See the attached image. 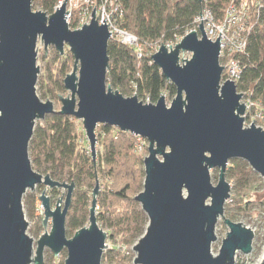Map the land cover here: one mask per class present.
Wrapping results in <instances>:
<instances>
[{
  "label": "water",
  "instance_id": "water-1",
  "mask_svg": "<svg viewBox=\"0 0 264 264\" xmlns=\"http://www.w3.org/2000/svg\"><path fill=\"white\" fill-rule=\"evenodd\" d=\"M31 2L0 0V264H43L45 248L53 255L65 249L64 264H101L106 247L107 233L96 217L98 179L88 225L67 238L65 218L74 184L32 168L28 144L35 122L56 112L53 102L36 92L38 38L45 54L48 46L62 53L66 45L73 56L72 71L63 79L69 95L57 94V112L81 120L93 162L98 125L139 135L148 143L142 190L134 197L148 223L132 247L133 264H235L237 251L248 254L252 230L222 216L230 197L225 171L229 160L240 159L264 178V129L254 123L244 126L242 93L233 81L220 84L219 36L215 41L205 36L200 16V36L191 30L173 48L160 44L150 58L174 85L175 95L168 104L163 94L146 103L106 83L110 33L94 18V7L88 24L70 29L65 0L49 15L32 11ZM184 52L190 57L179 63ZM211 169L218 170L215 185ZM38 184L66 193L63 204L57 198L53 209L44 189L38 196L42 226L50 219L51 228L34 246L26 232L22 197ZM220 216L228 232L213 255Z\"/></svg>",
  "mask_w": 264,
  "mask_h": 264
},
{
  "label": "trees",
  "instance_id": "trees-1",
  "mask_svg": "<svg viewBox=\"0 0 264 264\" xmlns=\"http://www.w3.org/2000/svg\"><path fill=\"white\" fill-rule=\"evenodd\" d=\"M56 1L32 0L31 3L49 14L53 12ZM115 1L122 13L119 26L137 37L142 50L138 56L134 47L109 40L106 83L123 96L135 93L138 100L155 103L163 92L173 97L175 87L152 62V52L158 44H167L183 36L192 26L194 17L204 8L209 9L216 20L221 19L224 8L232 0ZM52 50L55 60L61 59V63L56 68H49L42 77L39 76L36 85L41 99L55 100L57 93L65 90L64 61L73 58L69 50L65 55ZM237 59L242 67L237 89L247 91L251 100L261 103L264 111V7L254 21V30L249 35L244 52L237 55ZM55 110L35 122L28 144L32 168L41 174H49L54 180L74 184L65 218L66 227L73 231L88 223L90 193L96 178L107 181L108 185L103 190L99 189L96 205L100 201L103 207L109 206L96 212L97 222L106 230L108 241L115 242L118 237L120 242L116 247L103 250L101 264H133L131 260H125V253L120 248L130 247L139 239L148 219L134 198L142 189L144 169L142 158L132 150L131 134L113 126L99 125L97 137L101 150L93 162L79 121ZM231 163L232 166L226 168L225 177L233 180L238 194L247 195L258 176L243 160L234 159ZM110 183L114 188H110ZM23 200L33 208L34 196L25 195ZM111 200L119 206L110 204ZM249 203H244L242 209L246 205L250 208ZM258 207L264 211V199L258 203ZM32 233L35 231L32 230Z\"/></svg>",
  "mask_w": 264,
  "mask_h": 264
},
{
  "label": "rangeland",
  "instance_id": "rangeland-1",
  "mask_svg": "<svg viewBox=\"0 0 264 264\" xmlns=\"http://www.w3.org/2000/svg\"><path fill=\"white\" fill-rule=\"evenodd\" d=\"M31 9H32V11H37V10L42 11L39 7L33 6L32 3H31ZM49 14L46 13V15H49ZM159 45L160 44H158V46ZM165 45L167 46V44H165ZM52 49L56 50L54 47L48 46L46 49V54H45V51L43 48V43L38 38V40L36 42V52H37L36 64L39 67V73L37 75V80L39 79V76L42 77L43 74L46 73L47 70H49V68H56V66L61 63V59L55 60V56H54ZM67 50H69V49L65 45L61 55H65L67 53ZM69 53H70V51H69ZM70 55H71V53H70ZM189 57H190L189 52L180 53V62L179 63H181V61H182L181 59H187ZM70 59L67 58L64 61L66 64L65 74H68L72 71L73 58L71 60ZM63 77H65V76H63ZM36 83H37V81H36ZM36 92H37V85H36ZM37 94H38V92H37ZM57 94H59L62 97H66L69 95V92L67 90H64L62 92H58ZM133 94L134 93H132L131 95H133ZM162 94L165 96L166 104H168L172 97L170 98L168 96L167 92H163ZM131 95H129V96H131ZM125 97H127V96H125ZM42 100L45 101L46 98H43ZM47 100H51L53 102L55 109H60L61 104L59 102V96L58 95H57V98L55 100L53 98L52 99L47 98ZM146 101L147 100H145V102ZM242 102H243V100H241V103ZM78 121H79V127L84 134V130L82 127L81 120H78ZM97 127L95 129V135L97 138L96 158H97L98 152H100V150H101L100 149L101 145H100V142L98 141V137H97ZM84 138H85V135H84ZM85 141H86L85 144L87 145V148L89 149V145H88L86 138H85ZM133 144H134V139L132 138V150H133L135 155L141 157L143 160V158L147 155V144H148L147 141L145 140L143 148L139 152L134 151ZM231 162H232V160L228 161L227 167L232 166ZM143 169H144V166H143ZM217 173H218L217 169H211L210 170L211 182L214 185L217 181ZM257 176L259 179L257 178L255 182H252L253 187L250 189V192L247 193V195L238 194L237 188H234L233 180H227L226 179L227 182L230 184V197L228 198V200L224 204V212L222 215L223 218H228L234 222H240L242 225L248 227L253 232L252 250L248 254H243V253L237 251L235 254V259H234L235 264H259L262 261L263 256H264V211L259 210L260 208L258 207V203L264 199V178H262L258 174H257ZM98 182H99V189L100 190H103L105 188V186L108 185L107 181H105V180L98 179ZM67 183H69V182H67ZM94 185H95V182H94ZM142 186H143V183H142ZM110 188H114V185L111 183H110ZM43 189L46 191V195L49 197L50 206L52 209L54 208V205L57 201V198L59 199L61 197L62 198L61 205L63 204V200H64L65 193H66V189H64V188H49L48 186L43 185V184H38L33 189H31V190L28 189L24 193L23 196L30 194V195L34 196V198H35L33 208H31L24 203V200L22 197L23 213H24L25 219L27 221L26 232L33 239L34 246H35V241L39 238V236H41L45 232H49L50 228H51V220L50 219H48L45 226H42V223H41L42 218H43V209L41 207V201L38 199V196L43 191ZM90 199H92V192L90 193ZM247 201L250 202L249 203L250 208H248L246 205L245 209L243 210L242 209L243 204L246 203ZM109 203L113 204L114 202L111 200V201H109ZM113 205L117 206V207L119 206V204H113ZM113 205H111V206H113ZM108 206L109 205L103 207L99 201V204L96 205V212L106 210ZM30 209L32 211L31 214H30ZM87 225H88V223H86L84 226H87ZM32 230L35 231L34 234L32 233ZM104 231L106 232V230H104ZM74 232L75 231H73V230H68V228L65 225V235L67 238H71L72 235L74 234ZM227 232H228V227L224 223L222 217L220 216L216 222L215 229H214L216 239L211 244V252L213 255H216L218 253L222 238H224L226 236ZM118 242H120L118 237L116 238L115 242L114 241H108L106 238L105 249H108L109 247H112V246H114V247L118 246V244H117ZM133 245L130 247L121 246V248H120V250L125 253V260L126 261L131 260L132 263H133V259L135 257V252L132 250ZM65 259H66V250L65 249H63L58 255H53L52 252H50V250L47 248L44 249L43 264H64Z\"/></svg>",
  "mask_w": 264,
  "mask_h": 264
},
{
  "label": "built area",
  "instance_id": "built-area-1",
  "mask_svg": "<svg viewBox=\"0 0 264 264\" xmlns=\"http://www.w3.org/2000/svg\"><path fill=\"white\" fill-rule=\"evenodd\" d=\"M62 3L63 0H57L53 11ZM64 4L65 12L68 10L65 20L70 29H79L83 24H88L94 7V18L99 24H106L110 33V40H116L134 47L137 50V55H141L142 46L137 37L119 26L122 13L115 0H65ZM263 7V0H232L224 8L223 16L219 20L214 18L209 9L204 8L200 11V14L198 13L194 17L192 26L185 32L186 34L191 30H195L200 36L198 24L201 16L205 36L211 41H215L219 36V64L223 66L220 84L228 79L233 81L237 89V83L242 73L237 55L244 52L249 35L254 30V21L258 18ZM102 19H104V22L101 21ZM181 38L182 36L177 37L174 41L167 43V47L169 48L170 45V48H173ZM237 92L242 93L241 100H243L242 103L245 106L242 115L244 126L254 123L264 129V111L261 103L251 100L247 91L237 89ZM131 136L134 139V151H141L145 140L139 135L131 134Z\"/></svg>",
  "mask_w": 264,
  "mask_h": 264
}]
</instances>
